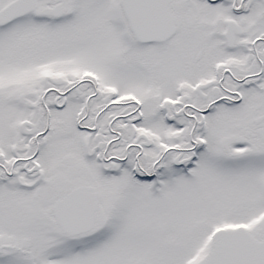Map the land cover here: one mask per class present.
Segmentation results:
<instances>
[{"label": "snow or ice", "instance_id": "1", "mask_svg": "<svg viewBox=\"0 0 264 264\" xmlns=\"http://www.w3.org/2000/svg\"><path fill=\"white\" fill-rule=\"evenodd\" d=\"M0 264H264V0H0Z\"/></svg>", "mask_w": 264, "mask_h": 264}]
</instances>
